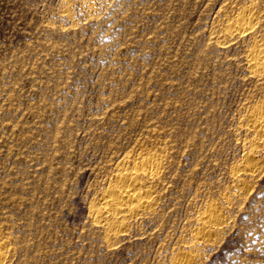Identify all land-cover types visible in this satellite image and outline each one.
Wrapping results in <instances>:
<instances>
[{
    "label": "rangeland",
    "instance_id": "obj_1",
    "mask_svg": "<svg viewBox=\"0 0 264 264\" xmlns=\"http://www.w3.org/2000/svg\"><path fill=\"white\" fill-rule=\"evenodd\" d=\"M257 47L264 0H0L3 264H264Z\"/></svg>",
    "mask_w": 264,
    "mask_h": 264
},
{
    "label": "bare ground",
    "instance_id": "obj_2",
    "mask_svg": "<svg viewBox=\"0 0 264 264\" xmlns=\"http://www.w3.org/2000/svg\"><path fill=\"white\" fill-rule=\"evenodd\" d=\"M246 14L247 13L242 14L236 20V24H233L237 28V30L241 33H243V32L245 33V31H247V27L249 26V25H247L249 18L247 17ZM248 30H249V27H248ZM261 48L257 47L255 50L253 49L252 57H251V59H249L251 70H252V68L256 69V70L263 68L264 51L262 50L263 48L262 49ZM260 71L261 70H259V73H263V69L261 72ZM251 120H252V124H254V126L256 127L257 130H258V128L264 127V112L259 113V114H255L251 118ZM157 158L158 157L155 155H151V156L142 158V160H141L142 164L139 167L136 165V167L138 168V169H136V171L134 170V171H130L127 173L121 172V173H117L116 176L114 175L115 178H113V179H115L116 185L112 186V187L110 186L106 189L104 196L101 198L102 206L105 209H107L108 212L119 213L121 211V209H123V207H122L123 205H128V207H130V209L133 208L135 210V209H138L145 204L146 205L149 204L148 198H147V200H145L146 198L142 199L141 196L137 192L139 185H141L139 183L140 173H143V172H140V170L145 171L146 170L145 168L147 166H150L151 168L154 167L158 162ZM152 172H154V171H152ZM208 217H210V216H208ZM204 231H205V229H204ZM1 247H2V245L0 246V248ZM182 255H184V254H182ZM6 256H7V252L5 250L0 249V264L4 263ZM188 258L189 257H186V256H180L178 259L176 258L177 259L176 264H188L190 261Z\"/></svg>",
    "mask_w": 264,
    "mask_h": 264
}]
</instances>
